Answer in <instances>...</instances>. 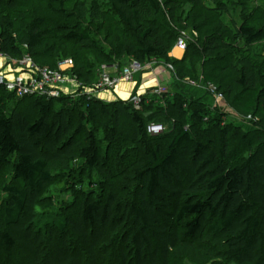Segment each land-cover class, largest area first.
<instances>
[{
  "label": "trees",
  "instance_id": "trees-1",
  "mask_svg": "<svg viewBox=\"0 0 264 264\" xmlns=\"http://www.w3.org/2000/svg\"><path fill=\"white\" fill-rule=\"evenodd\" d=\"M164 1L110 0L112 10L135 36L124 37L113 57L83 25L57 23L48 28L38 17L17 34L13 12L23 1L0 0L3 54L17 59L29 53L35 62L55 69L67 58L58 54L50 65L43 59L52 53L41 50L48 39L64 38L94 49L102 60L79 64L74 59L73 72L86 86L98 82L104 64L123 69L133 60L142 65L156 60L155 69L173 65L174 73H169L175 84L174 91L161 95L151 94L155 87L150 88L140 110L121 99L18 98L0 89V174L1 166L14 159L19 182L5 188L0 264H264V117L258 121L262 127H256L261 131L256 137L249 132L229 135L232 127L225 110H211L213 97L187 81L214 83L231 106L252 92L244 115L255 113L256 101L264 113V70L236 49L240 42L251 46L263 40L264 26L246 19L235 24L233 32L221 24L203 41L196 39L199 48L190 43L184 58L176 59L171 53L180 30L192 34L199 28L180 19L173 39L168 17H174L186 0ZM64 6L61 1L63 11ZM76 9L81 20L104 15L97 3L87 8L78 2ZM197 57L211 66L201 78L195 72ZM27 99L34 111L21 105ZM75 108L80 110L77 116ZM112 108L103 146L97 128ZM122 115L134 128L126 145L118 139ZM150 122L164 124L166 131L151 135ZM85 133L86 143L81 144L75 137ZM115 148L121 158H115ZM81 163L105 176L89 182L83 178L84 168L78 169ZM55 183L69 187L74 196L85 194L77 209L56 211L53 197L43 200Z\"/></svg>",
  "mask_w": 264,
  "mask_h": 264
},
{
  "label": "rangeland",
  "instance_id": "rangeland-1",
  "mask_svg": "<svg viewBox=\"0 0 264 264\" xmlns=\"http://www.w3.org/2000/svg\"><path fill=\"white\" fill-rule=\"evenodd\" d=\"M21 7L13 12L16 16V30L17 34L22 30L26 29V25L30 20H34L35 18L42 17L45 21L46 26L53 27L57 23H66L74 28V26H82L86 28L91 35L101 42L104 52L107 55H111L113 57L118 56V51L120 44L124 37H127L131 40L135 39V36L129 32L126 26L123 24L122 20L119 16L112 10L110 0H22ZM61 1L65 2V11L61 7ZM185 0H178V3L183 2ZM86 4L87 8H90L92 3H97L100 5L101 11L103 12V16L98 17L96 19H92V17L87 16L84 20L79 18V12L76 9V3ZM165 1L161 2L164 4ZM4 6V4H1ZM225 9H222V8ZM184 21L187 24L196 25L199 28V31H196L197 35H194V39H189L190 43H197L196 48L200 47V42L203 41L207 35L211 34L215 29H220L219 26L222 24L225 26V29L235 30V24L240 25L247 19L249 22L256 26H264V0H202V3L197 4L195 1L186 0L185 4L182 6H177L175 16L168 17V23L170 27L173 29V39L176 37L175 34H179L178 31V23L179 20ZM171 22V23H170ZM173 24V26H171ZM224 30V29H223ZM181 31V30H180ZM195 31V30H193ZM177 32V33H176ZM200 39V42H195L196 39ZM59 40L48 39L45 42L44 47L41 51L46 50L47 53H52L51 57H47L43 59V61H48L50 65L55 64L57 61L56 57L58 54H61L60 58H72L73 60H78L79 64L84 61H102L99 58L98 53L91 48H85L81 45L75 44L73 42L65 41L63 38H58ZM194 49V47H192ZM236 49L241 51L239 54L247 55L253 59L255 63L259 66H262L264 70V39L258 42H255L251 46H247L243 42H240ZM24 52V51H23ZM178 52V51H176ZM176 55L177 57H181L183 59L185 54ZM235 58H238L236 55ZM177 59V58H176ZM229 59H227L228 61ZM75 62V61H74ZM40 65L38 62H36ZM77 64V63H76ZM127 64V63H126ZM124 63V65H126ZM212 65L216 66V62H212ZM42 66V65H40ZM78 66V64H77ZM50 67V66H48ZM52 67V66H51ZM50 67V68H51ZM54 69V68H53ZM195 72L199 73L200 78L202 74L210 73L211 66L203 63V58L197 57L195 59ZM146 74V75H145ZM141 75H137L135 77V81L131 84V89L129 92L133 91L134 93L139 91L140 89H144L143 87L148 85L157 84L155 78L158 77L160 80L161 88L166 91H169L171 87V91H174V81L169 72H163L162 76L160 73L149 74L151 78H148L149 75L147 73ZM151 88V87H149ZM1 89V88H0ZM148 90V89H145ZM165 91V92H166ZM128 96V90H127ZM114 95H110L109 97L113 98ZM125 96V95H124ZM252 98V92H248L245 94L242 100L236 101L234 106L230 105L229 101H225L221 103V108L225 110L227 113V121L231 123L232 131L229 135H233L235 132L242 134V132H246L254 137H256V133H260V129L262 126L258 121L264 117V113L262 110V105L256 101L254 104L253 115H244V111L247 108V103ZM213 102V101H212ZM31 100L27 99V101H23L21 105H29L34 111L33 105L31 104ZM214 103V102H213ZM76 116L79 114L80 110L75 108ZM36 112V111H35ZM113 108L110 110L109 118L106 121H101L102 127L97 128L98 136L102 139V145L104 146L108 139L104 135L106 133V125H110L113 119ZM76 122L78 123V118H76ZM110 122V123H109ZM257 127V128H256ZM133 125L129 121L127 117L122 115L121 124L119 129V138H123V144H128L127 140L132 137L133 134ZM259 130V131H258ZM219 129L214 130V137L218 138ZM254 132V133H251ZM75 139L81 140V144L86 143L87 134H81L80 137H75ZM258 142L255 143L254 147ZM76 145V149L79 150ZM119 145L117 144V147ZM121 150V149H119ZM113 152L115 154V158H121L120 152L115 148ZM115 166H117V161H114ZM113 164V165H114ZM84 168V179H87L89 182L99 181L101 177H104V171H100L99 169L88 170L84 164H79L78 169ZM19 182L15 179L14 173V159H12L8 164L1 166V174H0V228H2L1 218L3 214V210L5 207L6 199L8 198V193L5 191V188L10 185L17 184ZM69 187L61 188L56 183L51 185L43 195V200H48V196L53 197L56 211L62 210L66 213L72 212L73 209H77L78 199L85 196L79 195L74 196L69 193ZM96 192H99V188H95ZM85 192H88L89 195H93L94 191H89V189H85ZM186 264H191L186 261ZM207 264H224L219 261H210Z\"/></svg>",
  "mask_w": 264,
  "mask_h": 264
},
{
  "label": "built area",
  "instance_id": "built-area-1",
  "mask_svg": "<svg viewBox=\"0 0 264 264\" xmlns=\"http://www.w3.org/2000/svg\"><path fill=\"white\" fill-rule=\"evenodd\" d=\"M159 1L163 2L164 0ZM194 35H197L196 31L191 34L189 31L181 30L171 56L177 57L175 56L176 51L184 55L189 46V39H194ZM157 63L158 61L152 60L142 65L133 60L127 63L123 69H120L116 64L111 66L104 64L101 67L98 82L93 86H86L74 74L75 62L72 58L64 59L59 62L58 68L53 69L38 65L29 53H25L21 58L16 59L0 52V88L18 98L39 96L46 99H56L66 95L73 98L85 97L87 100L101 98L105 101H111L109 97L104 96L105 93L115 95V92H118L122 85H131L137 75L146 70L154 71ZM164 68L167 72L174 73L173 65L168 64ZM187 81L204 88L213 97L214 104L210 107L211 110H214L216 106L221 107V103L225 102L223 93L218 90L214 83L189 79ZM165 91L155 87L151 94L161 95ZM146 94L147 92L137 91L134 93L131 91L127 98L116 96V99L129 101L136 110H140L144 100L143 96ZM204 120L207 121V118ZM147 128L151 135H159L166 131V126L157 122H150Z\"/></svg>",
  "mask_w": 264,
  "mask_h": 264
},
{
  "label": "crops",
  "instance_id": "crops-1",
  "mask_svg": "<svg viewBox=\"0 0 264 264\" xmlns=\"http://www.w3.org/2000/svg\"><path fill=\"white\" fill-rule=\"evenodd\" d=\"M175 53V52H174ZM176 55H180L181 56V53L180 52H176L175 53V56ZM183 56V55H182ZM175 58H177V59H180L181 57H175ZM157 70H159V71H157ZM166 70H165V68H163V67H158L157 69H155L154 71H152V72H149V73H147V75H149V74H154V75H156L157 73H160L161 74V76L163 75L162 73L163 72H165ZM146 75V74H145ZM157 76V75H156ZM155 80H156V82H157V84L155 85V84H153V85H148V87L146 86H144L143 88V90L142 89H140L139 90V92H147L150 88L149 87H151V88H154V87H159L160 86V80L158 79V77H156L155 78ZM132 87H131V85H127V84H124V85H122L121 87H120V89L118 90V92H115L116 94L113 96V98H111V97H109L110 95H113V94H111V93H105L104 94V96L105 97H109V100H116V96H120V97H123V98H127L128 96H127V90H128V93H130L129 91H130V89H131ZM145 89H148V90H145ZM170 89H171V87H170ZM125 95V96H124ZM129 95V94H128Z\"/></svg>",
  "mask_w": 264,
  "mask_h": 264
}]
</instances>
